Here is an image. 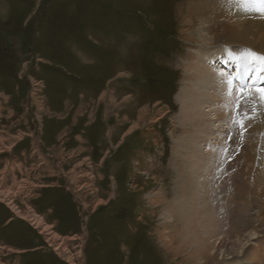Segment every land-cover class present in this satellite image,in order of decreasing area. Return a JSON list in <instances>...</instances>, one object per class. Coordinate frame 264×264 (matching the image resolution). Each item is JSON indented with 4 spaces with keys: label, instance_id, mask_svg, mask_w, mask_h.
Here are the masks:
<instances>
[{
    "label": "rangeland",
    "instance_id": "374dc122",
    "mask_svg": "<svg viewBox=\"0 0 264 264\" xmlns=\"http://www.w3.org/2000/svg\"><path fill=\"white\" fill-rule=\"evenodd\" d=\"M188 4L0 0V264H190L160 240L164 211L150 203L151 191L172 198V145L185 134L176 99L202 27L184 21ZM258 77L254 65L245 90L264 88ZM246 110L241 128L232 107L209 150L217 170L208 190H226L224 205L250 222L224 264L264 255V120L250 127L264 100ZM203 210L211 222L220 208L205 201Z\"/></svg>",
    "mask_w": 264,
    "mask_h": 264
},
{
    "label": "bare ground",
    "instance_id": "6f19581e",
    "mask_svg": "<svg viewBox=\"0 0 264 264\" xmlns=\"http://www.w3.org/2000/svg\"><path fill=\"white\" fill-rule=\"evenodd\" d=\"M187 11L184 21L189 20L191 25L198 21L202 27H198L197 38L193 40L188 38L193 42L195 50L188 54L184 79L186 82L182 84L176 99L180 103L178 114H180L179 119L185 134L176 137L172 145L170 162L173 163L175 171V178L172 180L174 186L171 188L173 189L172 198L168 200L164 192L160 194L159 191L154 193L151 191L150 203L154 207L161 206L160 211H164L163 230L159 238L168 251L175 256L185 251L184 258L190 264H224L227 262H224L225 258L228 259L230 253L234 254L236 240L240 241L239 236L242 237L244 234L238 230V227L248 228L250 222L249 218L245 220L244 216L237 219L238 212L232 209L233 204H230L229 208L224 205L222 195L226 190L212 192L208 190L213 186L211 182L215 180L217 170L213 165V158L211 161L210 146L211 143L214 144L212 142L215 141L214 135L218 133L216 137L218 140L227 128L234 104V97L227 95V86L222 83V77L219 74L234 73L237 70L236 62L224 49L226 45L232 47V53L234 52L235 55H239L243 48H251L264 54V16L257 12H245L235 5L225 6L223 0H189ZM254 65L255 74L264 77V71L260 70L259 62L253 63L247 72L239 69L245 79L237 82L236 94L241 84L247 85V77L252 70L254 71ZM262 89L264 88L245 90L251 94L249 102L264 100ZM263 120L264 117L256 121L257 123L253 122L255 124L250 125L252 131L254 129L259 131ZM228 132H230L229 129ZM238 137L239 134L236 133V137L232 140L230 135L231 143L233 144ZM249 143H257L255 133L250 134ZM251 147L254 148L253 145ZM183 167L188 169L185 171ZM262 189H264V181ZM205 201L211 202L213 207L216 204L220 208L219 214L213 211L215 218L211 222L200 217L204 214ZM261 201L264 203V194L261 200L259 199V203ZM199 202H202L201 207L197 205ZM6 203L16 216L20 214V209L15 203L12 204L9 199ZM261 209L263 212L264 208ZM172 211L179 212L177 217L175 215V219L170 215ZM30 212L26 215L21 213L20 216L32 221V227L36 228L34 225L36 224L39 225V230H45L46 223L43 222V218L36 212ZM34 214L42 222H37ZM167 218L172 219L173 223H169ZM176 220L178 223L175 222ZM166 227L171 228V235L165 234ZM50 233L51 229L47 231V234ZM211 241L215 243L212 244ZM58 247L60 249V246ZM55 252L58 250L55 249ZM220 254L223 257L220 258ZM261 259L259 264H264V255ZM231 264L235 263L231 261Z\"/></svg>",
    "mask_w": 264,
    "mask_h": 264
},
{
    "label": "snow or ice",
    "instance_id": "6c2138e0",
    "mask_svg": "<svg viewBox=\"0 0 264 264\" xmlns=\"http://www.w3.org/2000/svg\"><path fill=\"white\" fill-rule=\"evenodd\" d=\"M223 4L225 6L235 5L245 12H257L261 16H264V0H223ZM230 58L236 62L237 70L234 73H220L219 75L222 77V83H225L227 86V95L234 97L235 117L232 122L243 128L244 121L250 118L246 105L251 99V94L245 91V84L240 85L239 94H236L237 82L245 79L239 69L247 72L253 63L259 62L261 65L260 70L264 71V54L258 53L251 48H243L239 55L233 54ZM248 79L251 78L249 77ZM258 79H264V77H258ZM261 91L262 99H264V89Z\"/></svg>",
    "mask_w": 264,
    "mask_h": 264
},
{
    "label": "trees",
    "instance_id": "16d2710c",
    "mask_svg": "<svg viewBox=\"0 0 264 264\" xmlns=\"http://www.w3.org/2000/svg\"><path fill=\"white\" fill-rule=\"evenodd\" d=\"M171 83H172V79H171Z\"/></svg>",
    "mask_w": 264,
    "mask_h": 264
},
{
    "label": "flooded vegetation",
    "instance_id": "af4514ba",
    "mask_svg": "<svg viewBox=\"0 0 264 264\" xmlns=\"http://www.w3.org/2000/svg\"><path fill=\"white\" fill-rule=\"evenodd\" d=\"M1 203V202H0Z\"/></svg>",
    "mask_w": 264,
    "mask_h": 264
}]
</instances>
